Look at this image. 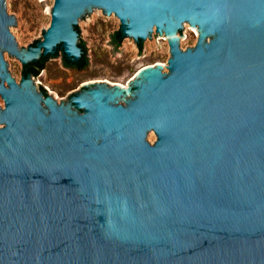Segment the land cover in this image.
<instances>
[{
    "label": "water",
    "instance_id": "obj_1",
    "mask_svg": "<svg viewBox=\"0 0 264 264\" xmlns=\"http://www.w3.org/2000/svg\"><path fill=\"white\" fill-rule=\"evenodd\" d=\"M93 7L142 48L165 32L168 72L144 67L126 88L85 82L58 104L24 66L60 50L69 72L87 70L77 21ZM45 10L43 40L19 48L0 0V264H264V0ZM184 22L198 38L182 50ZM83 50L86 66L64 64ZM5 51L22 63L20 83Z\"/></svg>",
    "mask_w": 264,
    "mask_h": 264
},
{
    "label": "rangeland",
    "instance_id": "obj_2",
    "mask_svg": "<svg viewBox=\"0 0 264 264\" xmlns=\"http://www.w3.org/2000/svg\"><path fill=\"white\" fill-rule=\"evenodd\" d=\"M6 2L7 13L13 14L16 18V27L9 26V30L14 36L18 47L27 49L29 44H32L35 39L40 38L43 40L42 30L45 31L50 26L51 13H47L45 8L49 6L52 10L54 0H4ZM93 10L88 14H85V19L78 18L77 25L80 30L78 36L86 41L85 44L87 50L86 57L90 58V62L87 70L69 72L67 68H64L59 63L62 62V53L58 50L57 58H48L45 63V68L41 73L36 76L38 82L47 87L49 91L54 92L55 96H52L58 104L60 100H63L67 94L71 91H77L82 83L101 80L108 81L109 83H123L126 84L134 74L140 69L155 63H164L166 67L162 68V72L167 73V61L170 58L169 44L162 32V37H154L156 35L155 28L151 32V40L147 37L143 40V48L139 57L138 47L136 42L134 43L133 37H124L121 46L118 45L117 49L120 52H115L111 57L110 49L114 46L106 44L111 41L108 34L113 31H118L120 28V20L114 13L103 14L102 9L97 7L91 8ZM95 11V12H94ZM188 22L183 23L184 29L181 30L184 37H180L179 32H176L179 38V44L182 50L187 47L195 45L198 34L192 30ZM196 28H198L196 26ZM157 35L159 33L157 32ZM209 37H206V41H209ZM130 40V41H129ZM80 42V39H77ZM161 45L159 48L157 45ZM5 60L8 63L7 70L10 73L11 78L17 83H20L22 74V63L13 55L4 52ZM31 80H34V76L31 75ZM0 107H4V101L0 96ZM2 125H0L1 127ZM156 134L154 131H149L146 136V140L153 144L156 141Z\"/></svg>",
    "mask_w": 264,
    "mask_h": 264
},
{
    "label": "trees",
    "instance_id": "obj_3",
    "mask_svg": "<svg viewBox=\"0 0 264 264\" xmlns=\"http://www.w3.org/2000/svg\"><path fill=\"white\" fill-rule=\"evenodd\" d=\"M76 30L78 32V28L77 27H76ZM113 37H114V41H115V45L116 46L120 45L122 40H123V38H124L121 30H118L114 34ZM137 45H138L139 49L142 48V45H141L140 41L137 42ZM48 58H49V55L41 56L36 62L27 63L24 66V75L30 74L32 76H37L39 74L40 70H42L44 68L45 63L48 60ZM63 62H64V64L66 66H75L77 68H83L84 66H86V59L84 57V50H83V55H82L80 61H70L68 58L64 57Z\"/></svg>",
    "mask_w": 264,
    "mask_h": 264
},
{
    "label": "bare ground",
    "instance_id": "obj_4",
    "mask_svg": "<svg viewBox=\"0 0 264 264\" xmlns=\"http://www.w3.org/2000/svg\"><path fill=\"white\" fill-rule=\"evenodd\" d=\"M176 33V32H175ZM163 35H165V33H163ZM176 36L178 37V35L176 34ZM167 41H168V39L167 38H165ZM150 65H154V64H149V65H147V66H150ZM147 66H145V67H147ZM165 67V65H163V68ZM144 68V67H143ZM101 81V80H100ZM115 83V82H114ZM118 84H120V85H122L124 88H126L127 86H126V84H123V83H120V82H117Z\"/></svg>",
    "mask_w": 264,
    "mask_h": 264
},
{
    "label": "flooded vegetation",
    "instance_id": "obj_5",
    "mask_svg": "<svg viewBox=\"0 0 264 264\" xmlns=\"http://www.w3.org/2000/svg\"><path fill=\"white\" fill-rule=\"evenodd\" d=\"M81 57H82V56H81ZM81 57H80L79 60H77V61H80ZM42 104H43V106H44V103H43V102H42Z\"/></svg>",
    "mask_w": 264,
    "mask_h": 264
}]
</instances>
